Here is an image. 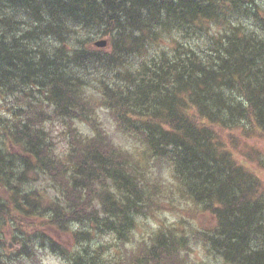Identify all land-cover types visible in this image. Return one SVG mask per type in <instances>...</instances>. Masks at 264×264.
Here are the masks:
<instances>
[{"label":"trees","instance_id":"16d2710c","mask_svg":"<svg viewBox=\"0 0 264 264\" xmlns=\"http://www.w3.org/2000/svg\"><path fill=\"white\" fill-rule=\"evenodd\" d=\"M261 3L0 0V100L14 102L0 115V247L9 219L20 218L70 231L79 245L69 251L45 231L19 228L20 247L0 252V264H26L46 245L66 264H200L193 242L216 264H264V184L221 134L252 123L264 140ZM171 31L185 41L159 50ZM97 35L112 50L85 45ZM93 84L98 95L86 91ZM96 98L141 140L139 150L168 165L177 193L211 213V225L160 226L127 249L137 219L162 210L165 192L97 122L92 133L80 128L75 119L90 117ZM54 121L68 125L61 150ZM245 151L254 158L255 148Z\"/></svg>","mask_w":264,"mask_h":264},{"label":"rangeland","instance_id":"374dc122","mask_svg":"<svg viewBox=\"0 0 264 264\" xmlns=\"http://www.w3.org/2000/svg\"><path fill=\"white\" fill-rule=\"evenodd\" d=\"M258 9H255V11ZM264 14V0L261 3V9H259ZM246 22L253 28H260L258 25H255V20L252 18H245ZM218 26H213L212 31L215 33L218 31ZM171 36L167 35L158 42V49H171L175 44L174 39H179L181 41H185L182 37L178 36L176 32H170ZM107 37L95 36L93 40L85 42L86 46H94L93 42ZM174 38V39H173ZM108 39V38H107ZM203 40L196 42V44H200ZM106 51L112 50L109 47L104 48ZM98 71V72H97ZM94 72L98 74H106L107 69H97ZM99 85L93 84L92 87L87 86L86 91L93 95H98L97 87ZM92 95V96H93ZM14 102L0 100V115L7 116L10 113V109ZM117 114V113H116ZM117 115H115L112 110L106 106L99 98L94 99L93 103V112L91 116L86 118H77L75 119L82 128L84 133H92V130H95L97 122L98 126H101L105 129L114 139L117 144L122 145L124 148L129 149L137 154V156L144 162L147 163V167L143 170L145 174L149 173V179L152 181H157V185L153 186L154 189H158L159 192L164 191L158 202L162 205V210L159 209L155 212L154 209L152 212L146 215H140L137 219V226L135 230L129 236L128 241H124L126 243L125 246L129 250H137V246H141L145 240L155 231V229L160 226H171L173 224L179 225L180 227H185L189 229V231L194 232L196 227L199 228L201 225L209 226L213 223L214 217L211 213L198 211L195 203H189L186 199L180 196L175 190V180L173 176L170 174V170L166 163L160 164V162H156L155 158L150 157L147 154V150L144 152L142 150L141 140L127 131H125L117 122ZM82 120V121H81ZM89 124H87L86 122ZM139 120H137L138 122ZM68 130V125L64 124L61 121H54L52 125V135L55 138V141L59 145V149H63L65 145V136ZM222 136L225 140L233 147L234 151L237 154H241V158L243 161L250 164L253 168H258V175L260 176L263 184H264V140L260 139L259 132L255 129L253 124H250V127L247 129L245 126H241L232 131H223L221 132ZM249 148H255L256 154H254V158L250 160V157L245 155L248 151H245ZM244 151V152H243ZM160 183H165L166 187L160 185ZM168 184V185H167ZM41 185V184H40ZM39 184H33L32 187H38ZM169 188H173L170 190L171 192H166ZM264 188V186H263ZM155 213V214H154ZM21 220L9 219L8 224L5 227L6 233V243L13 241L12 235L17 233L19 228H22V231L26 233H30V231H45V233L51 235L57 242L66 246L69 251H75L79 248V245L74 241L70 231H57L47 226H41L39 220H27V225L25 222ZM86 223L74 222L72 226L75 229H80L84 227ZM88 227V224H86ZM34 227V228H32ZM106 239L113 240V237L107 235ZM197 242V241H196ZM121 243V245L123 244ZM19 244H15L12 247L6 248L0 247V252L2 254H8L11 252H16L17 248H19ZM193 250L191 252V258L197 263H210L216 264L217 257L213 254L209 253L206 249L203 248L201 243H192ZM113 248V247H112ZM125 248V247H124ZM125 248V250H127ZM36 255L32 258H29L26 261V264H66V260L62 257L59 252H55L50 248V245H46L43 247H39L38 251H36ZM62 257V258H61ZM64 259V260H63Z\"/></svg>","mask_w":264,"mask_h":264},{"label":"water","instance_id":"95a60500","mask_svg":"<svg viewBox=\"0 0 264 264\" xmlns=\"http://www.w3.org/2000/svg\"><path fill=\"white\" fill-rule=\"evenodd\" d=\"M108 44V40L107 39H99L95 42V45L96 46H99V47H106ZM10 246H12V244H10Z\"/></svg>","mask_w":264,"mask_h":264},{"label":"bare ground","instance_id":"6f19581e","mask_svg":"<svg viewBox=\"0 0 264 264\" xmlns=\"http://www.w3.org/2000/svg\"><path fill=\"white\" fill-rule=\"evenodd\" d=\"M74 220H76V219H74ZM75 252V251H74ZM62 258V257H61ZM64 260V259H63Z\"/></svg>","mask_w":264,"mask_h":264}]
</instances>
